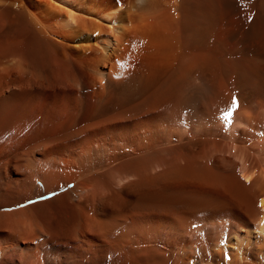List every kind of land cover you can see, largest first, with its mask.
Instances as JSON below:
<instances>
[{"label": "bare ground", "instance_id": "6f19581e", "mask_svg": "<svg viewBox=\"0 0 264 264\" xmlns=\"http://www.w3.org/2000/svg\"><path fill=\"white\" fill-rule=\"evenodd\" d=\"M0 264H264V0H0Z\"/></svg>", "mask_w": 264, "mask_h": 264}, {"label": "snow or ice", "instance_id": "6c2138e0", "mask_svg": "<svg viewBox=\"0 0 264 264\" xmlns=\"http://www.w3.org/2000/svg\"><path fill=\"white\" fill-rule=\"evenodd\" d=\"M236 104H237V101H236V99L234 98L233 101H232V106H233V108L236 107ZM231 115H232V113H231V112H228V113L225 115L224 119H228L229 117H231Z\"/></svg>", "mask_w": 264, "mask_h": 264}]
</instances>
